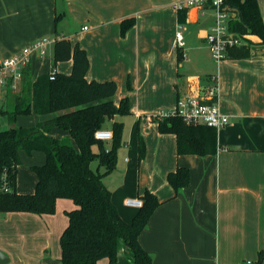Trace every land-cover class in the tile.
I'll list each match as a JSON object with an SVG mask.
<instances>
[{
	"label": "crops",
	"instance_id": "crops-1",
	"mask_svg": "<svg viewBox=\"0 0 264 264\" xmlns=\"http://www.w3.org/2000/svg\"><path fill=\"white\" fill-rule=\"evenodd\" d=\"M181 1L0 0V61L38 39L66 37L87 51L89 81L115 80L112 99L117 104L129 96L146 154L139 161L137 142L134 183L130 170L122 168L103 181L126 221L139 207L126 205L125 199H141L145 189L157 195L161 204L139 236L153 264H256L264 249V43L248 34V57L212 61L206 36L214 24L213 9L209 3L188 7L181 23L175 7ZM259 5L264 20V1ZM128 17L136 21L123 36L121 22ZM179 29L185 40L181 61ZM53 47L32 58L33 78L35 57H47L53 69ZM72 64L60 61L54 69L70 73ZM215 75L220 106L229 117L217 131L218 151L178 154L176 135L161 133L154 116L186 95L207 99ZM48 115L55 116H37ZM102 129L111 130L105 125ZM53 133L67 135L63 130ZM180 166L189 169L190 182L175 193L167 176ZM74 206L71 199L60 197L55 213H1L0 251L8 257L6 263L62 264L60 236L68 223L66 212ZM131 257L124 243L114 264H132ZM97 264L110 262L105 257Z\"/></svg>",
	"mask_w": 264,
	"mask_h": 264
},
{
	"label": "trees",
	"instance_id": "trees-1",
	"mask_svg": "<svg viewBox=\"0 0 264 264\" xmlns=\"http://www.w3.org/2000/svg\"><path fill=\"white\" fill-rule=\"evenodd\" d=\"M227 9L235 13L229 28L240 35L254 34L264 43V20L258 0H226ZM186 9L178 11L182 23ZM134 17L121 22L124 36L135 24ZM251 43L250 40H248ZM53 69L33 78L30 64L22 71L20 89H7L5 114L10 125L0 128V176L4 172L11 178L13 190L0 194V213L30 211L55 213L58 198L71 199L75 206L66 212L68 223L60 236L62 264H97L108 258L110 264L118 260L119 251L125 243L132 250V264H153L152 255L141 245L139 236L147 226L155 209L161 204L157 195L145 189L141 195L143 205L131 221L120 215L112 199V191L104 184V177L117 167V149L121 145L123 122L113 123V144L107 148L105 141L95 138L107 119L115 115L131 114L128 95L117 104L112 97L117 92L115 80H88L87 51L69 38H57L54 42ZM178 59H183L182 47H178ZM250 55L249 44L232 46L228 56L244 58ZM72 60L70 73L54 69L57 62ZM53 77V78H52ZM132 86L129 84V90ZM55 114L34 127L16 124L18 115ZM161 133L176 135L178 154H215L219 143L218 129L206 124H188L181 116L158 118ZM1 127V122H0ZM63 130L66 136L55 135ZM138 130V159L146 154V144ZM31 155L34 151L45 154L42 164L31 166L37 175L34 193H19L16 175L20 153ZM98 160L96 170L91 166ZM103 168L101 171L100 168ZM168 182L179 192L190 182V171L180 166L167 176ZM256 264H264V249L259 251Z\"/></svg>",
	"mask_w": 264,
	"mask_h": 264
},
{
	"label": "built area",
	"instance_id": "built-area-1",
	"mask_svg": "<svg viewBox=\"0 0 264 264\" xmlns=\"http://www.w3.org/2000/svg\"><path fill=\"white\" fill-rule=\"evenodd\" d=\"M226 0H185L175 4L176 9L183 10L188 7L203 5L209 3L214 11L215 18L211 30L206 36V42L209 46L211 54L217 63L227 58L228 49L232 46L246 45L248 35H240L230 30L229 22L235 17V13L227 9ZM85 29L88 26L84 27ZM54 40L49 38H41L24 46L19 52L4 58L0 61V98L5 95L8 88L13 92L20 89L22 81V71L28 66L32 58L37 54L44 55ZM176 44L178 47H184L185 40L182 31L176 32ZM53 78V77H52ZM214 84L207 89V99H202L197 95H186L178 99L175 107L171 109H162L158 113V118L168 116H181L188 124H206L217 129L223 127L229 122L220 106L219 102V81L218 77L213 76ZM95 138L102 141L113 139V131L106 129H98L95 132ZM13 190L11 178L7 172L0 176V194L8 193ZM125 204L132 207H141L143 201L140 198H127ZM246 264H253L247 261Z\"/></svg>",
	"mask_w": 264,
	"mask_h": 264
},
{
	"label": "rangeland",
	"instance_id": "rangeland-1",
	"mask_svg": "<svg viewBox=\"0 0 264 264\" xmlns=\"http://www.w3.org/2000/svg\"><path fill=\"white\" fill-rule=\"evenodd\" d=\"M262 1V0H258ZM264 1V0H263ZM182 31L185 29L180 27ZM52 49V47L50 48ZM206 54L214 61L212 58L211 52L209 48H207ZM33 75L39 76L41 74L51 72L52 64L48 60L47 57L37 60V57L33 59ZM3 97V98H2ZM0 98V110L5 108L6 104V96L3 95ZM52 115L38 117L34 112L33 108L31 113L29 114H22L18 115L16 119V124L21 125L24 127H34L40 122H45L47 120L52 119ZM113 119H117L118 121L123 122V135L121 145L117 149V169H126L130 170L128 172V177L132 181L135 182L139 166H138V159H137V142H138V118H136L132 114H125L120 115L117 114L111 119H107L104 125L108 128H111L113 131ZM0 122H1V129H7L10 127L7 117L5 114H2L0 111ZM141 130V128H140ZM113 144V139L105 141V145L107 148H110ZM45 161V154L41 151H34L31 155H28L26 152L20 153V164L18 165V171L16 175V189L19 193H34L36 189L37 183V175L34 171H32L31 166L34 164H42ZM98 160L92 162L91 166L94 170L98 167ZM116 169V171H117ZM100 170L102 171L103 168L101 167ZM116 175V174H115ZM115 177V176H112ZM3 216L0 213V219H3ZM7 229V228H6ZM8 264V263H4Z\"/></svg>",
	"mask_w": 264,
	"mask_h": 264
},
{
	"label": "water",
	"instance_id": "water-1",
	"mask_svg": "<svg viewBox=\"0 0 264 264\" xmlns=\"http://www.w3.org/2000/svg\"><path fill=\"white\" fill-rule=\"evenodd\" d=\"M55 61L53 60V63ZM8 257L5 255V253H3L2 251H0V264H4L8 261Z\"/></svg>",
	"mask_w": 264,
	"mask_h": 264
}]
</instances>
